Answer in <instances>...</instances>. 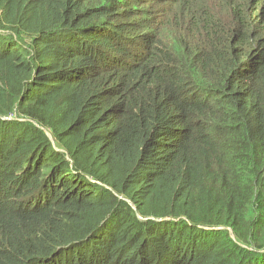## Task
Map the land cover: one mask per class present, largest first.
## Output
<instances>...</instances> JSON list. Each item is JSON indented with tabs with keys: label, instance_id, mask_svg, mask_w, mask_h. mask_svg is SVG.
<instances>
[{
	"label": "trees",
	"instance_id": "1",
	"mask_svg": "<svg viewBox=\"0 0 264 264\" xmlns=\"http://www.w3.org/2000/svg\"><path fill=\"white\" fill-rule=\"evenodd\" d=\"M0 264H264V0H0Z\"/></svg>",
	"mask_w": 264,
	"mask_h": 264
}]
</instances>
